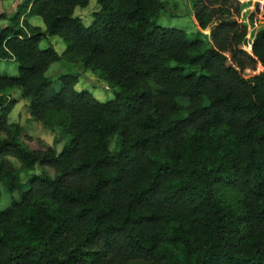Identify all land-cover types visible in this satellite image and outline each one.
Returning <instances> with one entry per match:
<instances>
[{"label": "trees", "instance_id": "trees-1", "mask_svg": "<svg viewBox=\"0 0 264 264\" xmlns=\"http://www.w3.org/2000/svg\"><path fill=\"white\" fill-rule=\"evenodd\" d=\"M89 1L0 13V60L17 63L0 74V184L21 183L8 156L54 171L29 175L0 210V264H264V27L249 37L251 2L193 0L190 38L155 23L161 0H96L86 26L74 10ZM252 8L249 21L264 15ZM47 36L61 54L39 47ZM58 61L118 90L100 101L75 89L79 73L54 83ZM14 89L70 137L59 152L9 122Z\"/></svg>", "mask_w": 264, "mask_h": 264}, {"label": "rangeland", "instance_id": "rangeland-1", "mask_svg": "<svg viewBox=\"0 0 264 264\" xmlns=\"http://www.w3.org/2000/svg\"><path fill=\"white\" fill-rule=\"evenodd\" d=\"M22 0H0V13L10 16L16 10V7ZM193 0H161L163 7L160 10L159 16L154 19L155 23L164 27H175L183 29L190 38L195 36L197 26L194 22L191 12V3ZM242 2L250 1L251 4L244 6L242 10L243 20L248 25L249 37L253 38L254 34L264 27L263 11L257 14V19L249 21L248 15L252 11L253 2L258 4L264 3V0H240ZM96 0H90L85 8L76 7L74 15L81 18L84 25L89 26L94 20V12L98 10ZM31 25L39 26L42 30L45 26L42 20L37 16L29 18ZM6 24L7 20H0V24ZM203 38L208 35V30L202 31ZM52 46L57 53L61 54L65 48V44L59 36H47L39 43L40 48ZM67 73H79L78 81L75 85L76 90H88L95 98L100 101H106L114 97V92L117 88H112L96 74L90 70L82 67L81 63L70 64L65 61H58L52 63L46 71V76L49 77L54 83L58 77ZM0 74L16 75L17 63L13 59L0 60ZM252 72H245V77H250ZM9 96L16 100L15 106L9 114L10 123H19L24 131L31 136L39 138L42 142L51 145L59 152L63 146L69 141V136L59 126L48 127L42 122L33 120L28 112L27 104L28 99L21 97L20 91L17 89L11 90ZM119 138L113 137L110 142V149L115 151L117 149ZM13 167L19 172L21 178L20 186L12 192L7 191L4 184H0V210L5 208L11 198H17L18 193L29 186L28 177L31 174H40L45 171L48 175L53 176L54 171L47 166L36 165L33 170H24L21 163L12 157H6Z\"/></svg>", "mask_w": 264, "mask_h": 264}, {"label": "crops", "instance_id": "crops-1", "mask_svg": "<svg viewBox=\"0 0 264 264\" xmlns=\"http://www.w3.org/2000/svg\"><path fill=\"white\" fill-rule=\"evenodd\" d=\"M2 25H5V23H4V24H2Z\"/></svg>", "mask_w": 264, "mask_h": 264}]
</instances>
